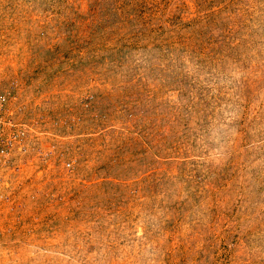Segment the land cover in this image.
<instances>
[{"label":"rangeland","instance_id":"obj_1","mask_svg":"<svg viewBox=\"0 0 264 264\" xmlns=\"http://www.w3.org/2000/svg\"><path fill=\"white\" fill-rule=\"evenodd\" d=\"M0 264H264V0H0Z\"/></svg>","mask_w":264,"mask_h":264},{"label":"built area","instance_id":"obj_2","mask_svg":"<svg viewBox=\"0 0 264 264\" xmlns=\"http://www.w3.org/2000/svg\"><path fill=\"white\" fill-rule=\"evenodd\" d=\"M4 97H0V177L8 168L13 150L20 149L23 136L12 119L6 115L9 107L6 106Z\"/></svg>","mask_w":264,"mask_h":264}]
</instances>
